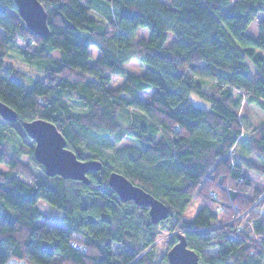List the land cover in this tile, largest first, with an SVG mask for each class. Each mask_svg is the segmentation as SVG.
Instances as JSON below:
<instances>
[{"label": "trees", "instance_id": "obj_1", "mask_svg": "<svg viewBox=\"0 0 264 264\" xmlns=\"http://www.w3.org/2000/svg\"><path fill=\"white\" fill-rule=\"evenodd\" d=\"M42 2L48 38L27 27L15 0H0V101L18 118L0 116V264H171L161 228L175 232L170 247L184 233L202 264H264V190L245 170L252 151L264 155V130L243 140L240 109L264 112V19L258 37L249 32L264 0ZM12 47L44 77L28 85L6 67ZM133 60L145 71H128ZM34 118L52 121L78 158L102 161L90 184L44 171L22 125ZM100 135L135 144L110 152L92 141ZM113 170L163 200L168 218L155 224L147 206L122 200ZM41 199L67 227L39 221ZM195 199L200 210L188 219Z\"/></svg>", "mask_w": 264, "mask_h": 264}, {"label": "water", "instance_id": "obj_2", "mask_svg": "<svg viewBox=\"0 0 264 264\" xmlns=\"http://www.w3.org/2000/svg\"><path fill=\"white\" fill-rule=\"evenodd\" d=\"M17 10L27 27L40 37L48 38L51 34L48 23V12L41 0H15ZM0 116L8 121H17V112L2 100L0 101ZM28 135L35 142L34 157L44 167L49 175L60 174L66 179L82 180L90 184L88 173L99 171L102 161L98 159L84 160L68 147L67 138L50 120L34 118L22 123ZM109 185L117 191L122 200H133L139 205L147 206L151 221L158 224L168 218L169 206L156 198L147 189H143L124 173L113 170L108 177ZM171 264H202L197 251L190 248L184 233L178 234V242L167 251Z\"/></svg>", "mask_w": 264, "mask_h": 264}, {"label": "rangeland", "instance_id": "obj_3", "mask_svg": "<svg viewBox=\"0 0 264 264\" xmlns=\"http://www.w3.org/2000/svg\"><path fill=\"white\" fill-rule=\"evenodd\" d=\"M44 1V0H42ZM167 4H171V0H163ZM264 19V12H261L257 15V18L254 20V22L250 25L249 27V32H251L254 36L258 37L259 35V24L261 20ZM0 31H2L0 27ZM81 38H84L85 34L87 33L86 30L84 31H79ZM148 33V30L144 29H139L138 36L137 37H146ZM21 44H25V42L20 41ZM91 52V58L90 61L91 63L96 62V58L100 52L98 48L96 47H91L90 49ZM54 55L56 57L61 56V52L58 50L54 51ZM4 65L6 67L10 66H15L16 68L24 71L26 78L25 82L28 85H32L33 81L35 79H41L44 77V71H41L34 65L28 64L24 58H23V53H21V48L20 47H12L9 50L8 55L4 59ZM126 69L128 71L134 72V73H140L144 72V65L137 60L130 61L129 64H127ZM122 77H119L114 80V86H118L119 83L122 81ZM152 91H144L143 92V98L148 101L150 99ZM192 99L194 100L195 104H198L204 108H209L210 105L208 102L205 100L201 99L197 94L192 95ZM241 117L243 119V127L244 130L246 131V134L244 135V139L250 137L253 133L258 132L257 134L259 135V132L261 133L262 130H264V112L262 109L258 108L254 104H244L241 106ZM96 138V139H95ZM93 138V142L100 145H104L105 147L108 148V150L111 152L113 151L112 149H120L122 146L125 145H133L135 144L133 139L130 138H125L122 140V142H117L115 140L114 136H107V135H100V136H95ZM242 143V142H241ZM110 145V147H108ZM112 145V146H111ZM246 165L249 167H245L246 172L250 175V177L253 180V184L260 189L264 190V155L261 157L257 151L255 150L250 153L247 158ZM7 169L6 164H0V171H4ZM212 193L210 192V195ZM41 210L44 213V217L39 219V221H44V220H50V222L54 225L57 226H62V227H67V224L65 222V214L63 211L52 204H48L44 200H39L38 202ZM201 203L199 202L198 199H195L188 207L185 217L190 219L191 217L193 218L198 211L200 210ZM223 222V221H221ZM160 233L158 235L157 239V244L158 248L165 252L168 253L167 251L170 248L169 245V239L172 237V235L175 232L168 231V229L161 228ZM169 245V246H168ZM10 264H25V262L21 260H12Z\"/></svg>", "mask_w": 264, "mask_h": 264}, {"label": "crops", "instance_id": "obj_4", "mask_svg": "<svg viewBox=\"0 0 264 264\" xmlns=\"http://www.w3.org/2000/svg\"><path fill=\"white\" fill-rule=\"evenodd\" d=\"M145 30V29H144ZM147 36H148V33H147ZM147 36L145 38H147Z\"/></svg>", "mask_w": 264, "mask_h": 264}, {"label": "built area", "instance_id": "obj_5", "mask_svg": "<svg viewBox=\"0 0 264 264\" xmlns=\"http://www.w3.org/2000/svg\"><path fill=\"white\" fill-rule=\"evenodd\" d=\"M212 193V195H214V193L213 192H211Z\"/></svg>", "mask_w": 264, "mask_h": 264}]
</instances>
